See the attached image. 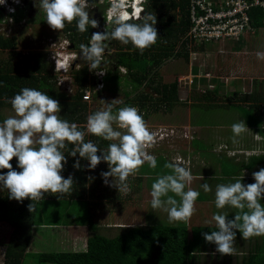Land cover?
<instances>
[{"label":"clouds","instance_id":"1","mask_svg":"<svg viewBox=\"0 0 264 264\" xmlns=\"http://www.w3.org/2000/svg\"><path fill=\"white\" fill-rule=\"evenodd\" d=\"M19 1L0 0V8L9 11L6 7L13 6L14 9L10 11L14 12L8 13L13 15L21 5ZM192 1L188 6L189 12ZM147 2L148 0H133V2L132 0H94L93 4H89V0H39V8L45 12L48 25L53 30L61 32L66 24H72L74 21L81 33L88 31L89 25L92 30L99 27V22L91 18L89 11L86 10L88 7H96L97 12L94 15L97 13L103 15V21L107 22V26L115 24L111 32L108 30L94 32L89 40L90 43L80 45L81 55L88 61L89 81L90 75L94 72L96 76L93 82L94 92H99L105 87L106 79V72L101 67L108 48L105 41L118 40L124 45L131 43L140 50L141 54L157 43L159 35L155 27L157 19L156 16L145 12L144 7ZM112 5L113 7H108ZM128 8L132 9L130 13L127 12ZM65 37L68 40H64L53 49L54 53L47 58L46 62L50 68L43 60L41 62L51 73L53 72L52 75L55 76L58 86L66 85V82L59 81L61 76L67 78L68 72L71 76V72L80 69L74 70L79 52L69 38L66 35ZM64 42L67 43L63 44ZM55 46L56 44L53 45ZM257 57L264 59V53H257ZM33 62L35 63L34 58ZM116 70L127 75L123 67ZM71 80L74 82L72 76ZM86 93H89L88 100L83 99ZM90 97L91 90L86 88L82 100L89 102ZM10 103L15 116H10L0 123V170L8 169L6 173L0 172V186L7 189L10 199L21 203L26 198L31 199L33 203L29 204L28 208L32 212L35 210L34 202L43 200L45 193L57 195L59 198L72 193L73 178L71 176L65 178L61 174L67 163L63 150L68 144L75 145L70 151L71 156L75 157L79 153L81 158L90 161L88 167L91 169H95L102 161L107 162L109 171L102 172L101 176L106 185L118 188L120 193L130 190L128 178L135 176L146 162L152 169L157 167L155 147H161L164 137L149 130L143 117L144 112H141L143 108L138 104L126 107L122 104L116 113L113 112V105L109 104L105 109L88 116V133L106 141H117L110 143L107 149L103 150V155H98L101 149L92 141L85 142V132L79 130L76 123L60 118L61 105L50 95L35 88L25 87L10 100ZM114 124L125 131L116 130ZM247 131L248 127L244 121L234 123L233 142L235 143L236 138ZM176 135L165 137L176 138ZM151 147L154 149L147 151ZM14 157L17 158L18 167L22 171L13 168L11 161ZM182 164L184 160L178 158L177 161L164 165L165 168L172 170V174L161 175L153 182L150 192L151 207L154 210L165 211L170 222L189 224L196 212L195 204L200 192L191 187L185 190L194 177L191 169ZM74 167H80L79 160L75 162ZM252 175L255 183L245 185L242 183L243 177L239 179L234 177V183L216 186V208L231 207L238 210L234 219H229L226 213L215 214L213 219L218 230L203 233L206 242L214 243L216 251L222 256L236 255L234 245L237 230L242 233L244 240L264 236V205L260 203L264 200V168L253 172ZM109 177L114 179L110 182ZM202 188L206 193L212 190L207 183H204ZM176 197L180 200L178 201ZM86 201L77 200L79 203ZM128 226L125 225L123 228Z\"/></svg>","mask_w":264,"mask_h":264},{"label":"rangeland","instance_id":"2","mask_svg":"<svg viewBox=\"0 0 264 264\" xmlns=\"http://www.w3.org/2000/svg\"><path fill=\"white\" fill-rule=\"evenodd\" d=\"M20 1L21 5L19 6V10H17L16 14L10 15L8 14L9 11L4 9L0 10V36H3L4 38H11L13 43H16V52L19 51L20 54H23L25 57L27 56L30 60V63L33 62L34 57L32 55H40L44 63L50 68L46 61L48 56L50 57V55L54 53L53 49H56L59 44L67 39L65 35L69 34L75 36L76 34L77 37L80 33L77 31L76 26V33L75 31L65 29L62 32L59 30H53L46 21L45 12L39 8V0ZM108 7H113V5ZM86 10L89 11L91 18H94L99 22V27L93 28L94 32H105L110 28L114 29L115 24H109L107 26V22L103 21V15H98V13L94 15V13L97 12L96 7H88ZM170 14L175 15L176 18L178 17L177 10H170ZM74 25H76V22ZM89 27L91 28L90 25ZM156 28L159 33L158 37H160L161 29L158 27ZM180 41L177 44L176 50L168 56H163V59L159 64H156L152 68V71L148 76V78H152L154 84L156 83L159 86L169 85L174 82L178 83L177 99L170 101V103H168L166 100H162L161 95L155 93L152 87L147 86L142 88L143 83H148V81H143L141 85H136L130 79V77L123 74L120 70L113 71V69L116 67V53L121 47H119V45L111 44L110 40L105 41V43L108 45V48L105 51L104 61L101 65V67L106 72L105 87L99 92H94L95 87H93V82L96 76L93 72L90 75L91 78L89 83H87L85 87L90 88L91 90L90 101L86 102V121L85 123L83 122L81 124H77L78 127H85L86 130L84 132L85 134L88 133L87 118L89 115L98 110L105 109L109 104L113 105L114 113L118 112L122 104H126V102H128L130 106H137L139 100L137 96L141 93H147L149 97V99L142 101L138 105L143 108L141 112H144V120L146 121V124L152 133H160L164 139H166V135L184 133L186 128H184L183 125L187 122V120H190L189 123L191 125L195 124L197 121H201L200 123H210L207 125L211 126L214 125L213 122H218V120L224 121L226 119V122L236 120L235 117H237L238 112L244 114V111L236 105L221 106L219 105L220 102L214 99L209 100V103H203L200 101L199 94H201V92H207L206 88L209 86L211 87L209 82H213V80H215L216 83L218 81L219 83L220 81L224 82V80L217 78L218 74L216 72L214 76L213 72V70L217 68V63L219 62V60H217V52H212L211 50L207 53H200L199 50L195 49L191 51V44L188 48L191 52H189V56L187 58L185 53L180 51L182 44ZM76 42L79 43L77 38ZM88 43H90V41ZM54 44H56L55 47H53ZM81 44H83V42ZM120 45L123 44L120 42ZM197 47L199 48V46ZM122 49L125 51L124 49L127 48L123 47ZM8 51L9 50H0V56L6 58L8 56ZM156 52L160 53L159 50H156L155 53ZM179 52H181V54H178ZM77 56L78 59L76 61V67L74 70L79 69L81 66H87L89 69L88 64H85L82 61L83 56L81 55V51L80 54L77 53ZM14 59L15 58L13 57L9 59L10 65H13ZM1 60H3V58H1ZM16 61H18V59ZM42 68H46L45 65L42 66ZM73 74L74 72H71V76L74 80ZM56 76L58 75L56 74ZM71 76L70 72H68L67 78L61 76L59 81L62 80L66 82V85H56L59 88L57 91L67 96L66 98L59 99L54 97V99L58 100L61 105V113L59 114L61 119L64 114L62 111L64 108L61 104V101L67 103L66 100L72 101V99L68 96L72 97L76 95V83H74L76 81L73 82L71 80ZM153 81L150 82L151 85L153 84ZM208 91V94L212 98L220 95L221 92V90ZM221 93H225V91ZM194 94L197 95L193 97ZM189 95H192V97H190L193 100L192 103L189 101ZM10 100L11 99L1 100L5 102V106L0 109V112L3 113L5 119L10 116H15V112L12 108ZM150 101H154V103L156 101V104L160 105V109H153ZM232 101L234 102L235 100L232 99ZM143 102H148L145 104V107H142ZM168 105L170 106L168 107ZM202 105H205L203 110H199L202 108ZM189 123L187 122V124ZM113 127L121 132L125 131L123 129H119L115 124ZM164 139L160 144L161 146H165L168 149L175 148L173 147V144L176 142L175 138H172L171 136L166 140ZM113 142L117 141H112V143ZM184 143H187V141ZM213 143L212 145L215 147V149H220L222 146L219 145L218 142L215 144ZM251 145L259 147L257 144ZM192 146L196 151L208 150V147L205 146L203 142L192 140ZM151 149H154V147L148 148L147 151ZM155 151L157 153L154 155L157 159V167L152 169L146 162L135 176H130L128 178V186L130 190L126 193H120L118 188L106 185L104 183L101 173L104 171H109V165L107 162L102 161L95 169H91L88 167L90 161L86 159L85 165L89 173L87 187L90 190L97 187V196L94 197V204L98 206V209H104L102 213L98 212L99 217L97 218V223L101 225L102 231L98 232L96 230L95 232L104 236H108L106 234V230L108 229H104L108 222L121 219L119 217H113L110 219L112 213L114 215L123 213L124 217L128 218L134 227H147L155 225L188 226V224L183 222H170L168 219V214L165 211L162 209L154 210L151 207V186L159 176L172 174V170L165 168L164 165L171 162V157H175L170 155L172 151H169V158H166L164 155L165 150H161V147H155ZM98 155L102 154L98 153ZM182 156V159L185 158L184 155ZM209 157L212 158L211 155H209ZM183 160L185 161V159ZM11 163L16 171H22V169L18 167L17 158L14 157ZM149 170L156 173H150ZM209 170L214 172L216 168L209 166ZM7 171L8 169L0 170V172L3 173H6ZM113 179L114 178L109 177L110 182ZM204 183L208 184L207 181ZM216 184L218 185V183H215L214 186ZM101 194H103V196H101ZM54 196L57 198L45 199L43 203L38 205L36 221L44 225L32 226L30 236L31 241L27 248V252H83L84 249L77 248V241H74V239L77 237V234H81L83 236V231L84 235H93V231H91V225H89L87 217L86 220L84 219V224L81 225L82 227L77 231V205L82 207L85 202L77 203V199H67L70 197L69 195H64L61 197L65 199H59L57 195ZM0 197H5L9 200H12L13 206H18L21 204V202L15 199H10L7 189H4L2 186H0ZM176 199L178 201L180 200L179 197H176ZM201 206L205 207L206 205L195 204V207L201 208ZM115 209L117 213L114 212ZM211 215L213 216L212 210ZM189 224L191 227H193L191 221ZM49 227L56 228L51 229ZM11 231L12 228L7 223H0V264L4 263L5 244L8 243ZM25 264H37V262L35 258L30 257L25 260Z\"/></svg>","mask_w":264,"mask_h":264},{"label":"trees","instance_id":"3","mask_svg":"<svg viewBox=\"0 0 264 264\" xmlns=\"http://www.w3.org/2000/svg\"><path fill=\"white\" fill-rule=\"evenodd\" d=\"M106 1V0H104ZM192 0H148L145 5V12L156 16L157 23L155 27L161 29V35L158 37L157 43L152 47L144 50L141 54L139 49L135 48L131 43L127 45H120L118 40H110L111 44L119 45V51L116 53V68L123 67L126 69L127 76L136 84L143 87L150 86L155 93L161 95L162 100L168 103L177 99L178 83L174 82L169 85L159 86L154 84L152 78H148L152 68L159 64L163 56H168L176 50L177 44L180 41L182 53L186 57L189 56L190 49H203L205 44L212 43V41L195 42L190 38L188 32L192 22L189 21L188 6ZM177 10L178 17L170 14V10ZM251 27L255 28L262 25L264 14L261 8H253L249 12ZM141 22V21H133ZM75 21L72 24H66L65 30H72L76 33ZM115 28V27H114ZM113 29H108L111 32ZM78 31V29H77ZM92 28L88 27V31L81 33L76 37L67 34L70 42L80 53V45H87L89 38H91ZM1 35V34H0ZM76 38L79 43L76 42ZM194 43V44H193ZM15 44L11 38H4L0 36V50H9L6 58L0 56V100L12 99L18 94L21 89L35 88L40 90L53 99L54 97L66 98L67 96L59 93V88L56 86L55 76L44 66L40 55H34V65L27 62V58L19 51L16 52ZM197 44V45H195ZM199 46V48L197 47ZM124 49L123 51L122 48ZM130 50V51H129ZM138 50V51H137ZM160 51V53L155 51ZM178 54H181L179 52ZM13 57L18 59L19 65H10L9 59ZM3 58V60H1ZM36 58V59H35ZM82 61L87 64L84 58ZM5 62V63H4ZM20 66V67H19ZM74 83H76V95L68 96L72 101H61L64 109L62 119L76 124L85 123L87 104L82 100L83 91L89 83V70L87 66H81L79 70L74 72ZM153 81L151 85L150 82ZM209 91L201 93L200 100H212L208 94ZM138 105L147 99L148 94L141 93L137 96ZM161 101V100H160ZM4 101H0L2 103ZM71 103V104H68ZM148 102H143L142 107ZM153 109H160L156 101H150ZM124 106H130L128 102ZM170 105H168L169 107ZM256 106L246 108L247 112L259 110ZM251 112V113H252ZM260 125L259 121L255 122ZM79 130L85 131V127H78ZM85 142L92 141L101 151L98 152L103 155V150H106L112 141H106L101 137H97L90 133H86L84 137ZM75 145L68 144L63 150L67 157V163L61 174L68 178L71 176L74 180L72 185V193L67 199H77L79 201L87 200L90 193L88 189V169L85 165V158H81L79 153L75 157L71 156L70 151ZM79 160L80 167H74V162ZM50 193L44 194V199L34 202L35 210H29L28 205L32 204L31 199H24L23 203L18 206H13L12 200L5 197H0V223H7L11 228L8 243L5 244L4 263L3 264H25V260L32 257L36 259L37 264H191V254L188 251L189 231L185 226H147V227H133L124 229V232L115 237L109 238L95 232L92 218L88 215V223L91 225L93 235L87 241V249L83 252H45V253H28L27 248L30 244L31 228L32 226H43L44 224L36 221V212L38 205L43 203L45 199H56ZM59 198V197H58ZM65 199V198H59ZM47 225V224H46Z\"/></svg>","mask_w":264,"mask_h":264},{"label":"crops","instance_id":"4","mask_svg":"<svg viewBox=\"0 0 264 264\" xmlns=\"http://www.w3.org/2000/svg\"><path fill=\"white\" fill-rule=\"evenodd\" d=\"M262 13L264 14L263 11ZM230 39L232 38L213 40L212 43L205 44L204 48L199 51L200 53H207L211 50L212 52H217V60L219 62L217 61V68L213 72L214 76L216 72L218 74L217 78L224 80V82L220 81V83L219 81L216 83L215 80L209 82L211 87H207L206 90L225 91V93L220 92V95L212 99L218 100L221 106L236 105L244 111V114L238 112L237 117H235L236 120L228 122H226V119L224 121L218 120V122H213L214 125L211 126L207 125L210 123H200L201 121H197L191 125L189 123L190 120H187L189 124L186 122L183 125L186 128V133L175 136L176 142L173 144L175 148L168 149L165 146H161V150H165L164 155L166 158H169L168 152L172 151L170 155L175 157H171V162L182 158V155L185 156L182 166L189 167L194 177L191 184L186 186V190L188 187H191L199 191L200 196L196 204L206 205L205 207L201 206V208L195 207L196 212L191 218L193 227L190 224L185 226L189 231L188 251L191 254L189 261L191 264H264V236L244 240L242 233L237 230L234 245L236 255L223 256L216 251V245L206 242L203 236L205 232L211 233L218 230L213 219L215 214L226 213L229 219H234L238 211L231 207H226L225 209L216 208L215 190L217 184L215 186L214 184L234 183V177L237 179L243 177L242 183L245 185L255 183L252 175L253 172L264 168V59L257 57V53H264V19L262 25L255 28L252 27V29L246 31L239 38H235V40ZM14 64H16L15 67L19 65L15 59ZM196 95L194 94L193 97ZM190 97L192 95H189V101L192 103L193 100ZM232 99L235 101L233 102ZM200 101L209 103L206 100ZM4 106L5 102L0 103V109ZM204 106L202 105V108L199 110H203ZM251 106L259 107L260 110H253V112L251 111L252 113L247 112L246 108ZM4 120L5 117L0 112V123ZM240 121L245 122L248 131L237 137L234 143L232 125ZM256 121H259L260 125H257ZM192 140L203 142L208 147V150L196 151L192 146ZM185 141L187 143H184ZM216 142L222 145L221 147L223 148L215 149L212 143L215 144ZM251 144H257L259 147L252 146ZM209 166L215 167L216 170L211 172ZM149 171L150 173L154 172ZM206 181L212 189L207 193L202 188L203 183ZM96 190L97 187L90 190L87 201L82 207L77 205V231L82 227L81 225L84 224L83 221L84 219L86 220L88 215L92 218L93 225L97 231H102L101 225L97 223V218L99 217L98 212L102 213L104 209L100 210L94 204V197L97 196ZM260 203L264 205V200H261ZM211 210L213 216L211 215ZM114 212L117 213L116 209ZM113 217L121 219L109 221L104 228L105 230L106 228L108 229L106 230V234L109 238H115L121 235L124 229L134 227L129 219L124 217L123 213L116 215L112 213L110 219ZM125 225L129 226L123 228ZM49 228L53 229L56 227ZM91 236L92 234L84 235V231L83 236L77 234V237L74 239V241H77V248L84 249L85 251L87 249V241Z\"/></svg>","mask_w":264,"mask_h":264},{"label":"built area","instance_id":"5","mask_svg":"<svg viewBox=\"0 0 264 264\" xmlns=\"http://www.w3.org/2000/svg\"><path fill=\"white\" fill-rule=\"evenodd\" d=\"M15 3L18 4L16 1ZM6 8L9 11L14 9L9 5ZM253 8H261L264 12V0L192 1L189 35L195 42L239 38L251 28L249 12ZM65 43L67 42L63 44ZM88 98L89 93H86L83 99Z\"/></svg>","mask_w":264,"mask_h":264},{"label":"water","instance_id":"6","mask_svg":"<svg viewBox=\"0 0 264 264\" xmlns=\"http://www.w3.org/2000/svg\"><path fill=\"white\" fill-rule=\"evenodd\" d=\"M147 1V0H146ZM98 2V1H97ZM94 3V0H89V4H93ZM2 8H0V10H1ZM132 11V9L131 8H128L127 9V12H131ZM72 47H70V49H71Z\"/></svg>","mask_w":264,"mask_h":264},{"label":"flooded vegetation","instance_id":"7","mask_svg":"<svg viewBox=\"0 0 264 264\" xmlns=\"http://www.w3.org/2000/svg\"><path fill=\"white\" fill-rule=\"evenodd\" d=\"M17 10H19V7H18V9ZM17 10H15V14H16V12H17ZM92 33H94V31L92 30L91 31V35H92ZM25 58H27V62L29 63V64H32L33 62H31L30 63V60L28 59V57L26 56Z\"/></svg>","mask_w":264,"mask_h":264},{"label":"bare ground","instance_id":"8","mask_svg":"<svg viewBox=\"0 0 264 264\" xmlns=\"http://www.w3.org/2000/svg\"><path fill=\"white\" fill-rule=\"evenodd\" d=\"M132 2H133V0H132ZM137 6H139V5H137ZM126 9V8H125ZM125 9H124V11H125Z\"/></svg>","mask_w":264,"mask_h":264}]
</instances>
